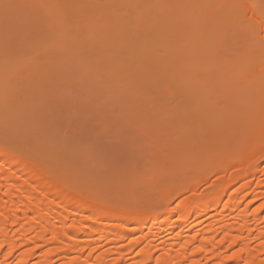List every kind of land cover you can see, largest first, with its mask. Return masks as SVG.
<instances>
[{
	"label": "rangeland",
	"instance_id": "obj_1",
	"mask_svg": "<svg viewBox=\"0 0 264 264\" xmlns=\"http://www.w3.org/2000/svg\"><path fill=\"white\" fill-rule=\"evenodd\" d=\"M200 1L190 0L186 7L181 8L179 0H92L89 6L92 18L100 14L108 18L122 15L119 19L123 21L121 24L125 22L123 30L128 27L122 33L126 48L111 45H107V48L101 42L106 37L99 34L94 38V43L92 38L89 39V29L85 27L67 29L72 36L69 39L65 37L66 43L60 47L59 23L65 19L44 7L46 0H0L1 149L9 153H25L45 168L59 170L62 175L65 174V178L68 177L69 182L72 181L76 190L78 187L82 191L88 190L85 192L92 194L97 201L104 202L105 198L119 208L135 201L152 211L175 212L182 197L174 198L175 195H172L173 198L169 199V196L182 190L184 184L195 176H206V173L213 174L211 179L217 180L213 166L202 169V172L189 169L194 160L203 161L209 150L208 155L212 150L216 152V159L226 150L238 160L245 154L248 128L254 118L250 111L257 105L252 107L249 103L256 88L251 80L249 83L237 71L238 76H235L234 70L231 71L232 76L227 71L232 66L239 67L237 61L241 53L264 50V39L261 38L264 36V0H255V4L247 2L246 6L250 4L251 8L240 12L230 9L232 5L236 7L238 0ZM209 7H214L215 12L210 21L203 13ZM136 8L142 9L144 20L141 21L138 14L133 12ZM224 12H228L229 16L221 15L227 22L222 26L220 14ZM251 12L259 16L252 25L249 20L253 14ZM230 13L234 16L230 17ZM182 14L187 16L186 19ZM201 14H204L203 18ZM190 15L196 19L197 26H203L199 28L202 35L204 31L211 33L212 30V36L217 38L206 52L210 55L206 61L211 67L215 65L214 68L218 64L225 65H221L224 70L221 76L226 77V73L231 76L228 86L230 90H236L227 93L229 96L223 95V88L219 90V86L218 96L217 92L213 96H216V100L211 98L212 93L209 97L210 86L205 83L206 80H202L204 84L199 81L201 78L198 82L185 83L178 78V68L183 64L191 74L199 73L195 69L200 57L192 51L195 46L192 45L191 50L194 55L187 52L181 61L179 47L182 42L180 46L176 45V38L173 37L176 34L174 31L181 29L183 35L180 30L178 35L183 37V43L190 38L192 26L185 24L188 18H192ZM181 16L184 19L178 18ZM216 16L218 22L214 20ZM179 19L185 23L181 21L177 25ZM232 21L235 26L231 24ZM209 22L215 23L211 26ZM139 26L150 29L155 43L143 42ZM199 40L200 37L196 38L194 44H199ZM161 44L164 47L174 44V51H171L172 46L169 51V48L163 51L165 48ZM145 49L153 50L152 55L156 54L152 56L150 64L144 65L142 57L144 51L147 52ZM115 51L121 54L118 60L105 59L106 53ZM168 54L173 56V60ZM216 54H223L224 61H217L219 57L216 58ZM245 54L246 59L254 62L249 58L252 54ZM247 62L240 66L243 71H254L255 65ZM141 66H147L146 70ZM217 74L220 76L221 73ZM203 86H206V92ZM200 91L204 95L196 100ZM208 97L216 101L215 106L212 105L214 103L209 104ZM234 101L241 103L237 106L247 114V118L240 122ZM233 129L236 131L230 138ZM211 157L214 161V155ZM188 161L191 163L188 164ZM179 163L185 166L180 169L177 167ZM262 165L264 167V162ZM234 166L226 171L225 178L231 176ZM204 183H193L199 185L196 188L198 193L208 190L207 183ZM194 198L191 197L189 202H193ZM111 224L114 221L105 228L113 230L111 228L117 227ZM135 236L137 238L138 234Z\"/></svg>",
	"mask_w": 264,
	"mask_h": 264
},
{
	"label": "bare ground",
	"instance_id": "obj_2",
	"mask_svg": "<svg viewBox=\"0 0 264 264\" xmlns=\"http://www.w3.org/2000/svg\"><path fill=\"white\" fill-rule=\"evenodd\" d=\"M179 1L182 4L181 8L186 7L188 2L190 3V0ZM91 2L92 0H85L84 2L83 0H46L44 7L46 6L49 11L56 12L65 19L59 23L58 38L60 39L59 43L61 42L60 47L66 43L65 37L66 39L71 38L72 35L68 34L69 29L85 27L89 29H87L89 31L88 36L89 39L92 38V42L95 43L94 38L101 34L106 37L101 41L103 42V46L106 44L104 47L111 45L110 47L115 46V48H118L119 46H124L126 48L127 43H125L126 40L122 36V33L128 29V25H126L127 29L123 30L125 22L121 24L123 21L119 19L122 15L108 18L100 14L92 18V15L89 13ZM247 2L254 3L255 0H238L237 4L239 5L237 6L236 4V7L232 5L230 9L231 11H244L250 5L248 4L247 7ZM214 7L206 8L208 10L203 12L204 14L206 13L205 16L208 19H212L213 15H215L213 11ZM225 9L227 11V8ZM131 10L125 14L128 15ZM133 10V12L138 14L141 21L144 20L141 8ZM184 10L182 12L185 13ZM189 11L191 12V10ZM228 12L220 14L221 23L223 22L222 26L227 23L222 16L228 15ZM251 13L249 20L252 25L258 21L259 16L254 12ZM204 14H201V17ZM231 15L232 13H230V17ZM182 16L184 18L187 17L185 14H182ZM182 16L178 18L182 19ZM190 16L192 17V15ZM216 18L217 16L214 20L218 22ZM181 21L183 20L178 21V23L176 22L177 25ZM195 21L194 16L188 18L186 23L183 21L186 25L192 26L191 36L184 43L182 41L183 37L178 35V30L181 32V29H176L177 32L174 31V34L176 33L178 37L175 36L176 34L172 36L176 38V45L180 46L179 43L182 42L179 47L181 61L184 60L187 52H190L189 55H191V52L195 51L198 57H200L196 61L198 63L195 62L196 65L198 64V68L200 67V69H195L199 73L191 74L183 64L181 68H178L180 73L178 78H180L179 80L182 79L185 83L197 81L199 78H201L199 81L206 80L207 82L205 81V83L210 86L208 88L209 97L211 96L210 93H212L211 98L216 92L218 96V92L222 88L223 95L231 94L229 92L235 90H230L231 87L228 86V79L232 78L233 73L231 74V71L233 70L235 76L241 74L242 77L244 76L249 80V83L250 80L253 82L256 88L253 93L254 97L250 99V101L252 100L250 103L247 102L252 107L257 104V107H253L252 111H250L252 118H254L253 123L248 128L249 135L247 134L248 137L246 139L248 147L245 154L238 160L233 157L232 152L226 150L223 151L222 156H218L216 159V152L214 153L212 150V153L210 152L208 155L209 150L206 151L208 153H205L207 156H203H206L203 161L199 159V161L194 160L189 169H199L202 172V169H209L213 166L217 180L211 179V175L213 174L206 173V176H204L205 174L203 173L204 175L195 176L196 178L191 179H195L192 183H190V180L188 184H184L183 188H181L182 190L176 191L177 193L175 192V194L169 196V199L173 198L172 195H175L174 198L176 196L182 197L176 208L177 210L174 212L164 210L152 211L132 200L130 203L127 201L129 205L125 204V206L120 208L115 207L114 203H110L104 197V202L97 201V199L92 197V194L85 192L88 190L82 191L80 187L76 190L71 184L72 181L69 182V179L67 180L68 177L66 176L67 178H65L63 176L65 174L62 175L59 170L47 169L42 166V163L25 153L21 154L18 151L9 153L1 149L0 146V264H264V167H262V163L264 162V50L259 53L251 50L246 54L241 53L240 56L243 59H246L243 56L244 54H252L249 58L254 59L255 64L252 61L251 63L249 59L243 60L240 58L237 61L240 64L239 67H237L238 65L234 67L231 65L230 71H227L231 76H228L225 71L227 78L222 77V71H224L222 70V66L225 65L216 64L217 67L214 68L215 65L211 67L207 63L209 54L206 52L209 51L208 48L216 42L214 40L217 38L212 36V30H210L211 33L203 30L202 35V32L200 33L202 29L199 28L203 26H197L198 23ZM204 22L206 23V19ZM205 23L204 26H206ZM212 23L215 22H209L208 25ZM231 24L234 25L235 23L232 21ZM139 27L143 35L141 37L145 40L143 42L155 43L150 29L148 27ZM262 30L264 31V24ZM181 34L183 35L182 32ZM108 35L109 37H107ZM199 37L201 38V41L199 40L200 43L196 45L198 43L196 42L194 44L196 38ZM261 38L264 39V36ZM157 40L159 41L158 38ZM157 40L156 42H158ZM192 45L195 46H193L194 50H192ZM166 46H163L165 48L163 51L167 50V48H169V51L170 47L172 46L173 48L174 44L169 47L166 44ZM152 51H144L145 53L142 57L144 65L145 63H151L152 56L156 54L152 55ZM171 51L173 52L174 48ZM116 52L106 53L104 55L105 59L109 61L118 60L120 52L119 54ZM218 54L215 56L216 58L219 57L217 61L223 60V54L221 56H218ZM171 58L173 60V56ZM245 62L247 64L251 63L253 66L255 65L254 69L251 65L254 71L250 69L251 71L244 72V69L240 66ZM146 67L143 68L146 70ZM215 71L216 74H213ZM236 71L238 74H236ZM217 72L221 73V77ZM203 81L202 84H204ZM205 87L203 86L202 88ZM205 90L206 88L203 91ZM240 90L243 89L241 88ZM168 91L170 92V90ZM203 91L197 93L196 97L194 96L196 100L204 95ZM223 92H226V94ZM232 95L235 94L232 93ZM209 97V104L214 103L212 105L215 106L216 101L213 100L216 96L213 97L214 99ZM235 102H233V105L237 106L241 104ZM240 108L239 106L235 108L239 122L247 115ZM2 112L0 101V114ZM234 129L233 132L231 131L232 133L230 132V138H233L235 134L234 131L236 130ZM208 144L209 146L211 145L210 143ZM208 148L210 149V147ZM205 149H207V146ZM212 155H214V161L212 160ZM162 159H164V156ZM183 163L186 164V162ZM189 163L191 162L188 161ZM235 164H240V166H236ZM179 166L180 163L177 167L182 169ZM232 166H234V169H232L231 176L229 175L230 178L228 176L227 179L225 178L226 171L230 170L229 168H232ZM215 178L213 177V179ZM194 182L199 185L204 182L207 183L208 190L206 189V192L198 193L196 188L199 185H193ZM191 197L194 198L193 202H189L191 201ZM173 212L175 215L177 214V218L175 219ZM112 221H114V224H111V226L115 225L117 229L111 228L113 230H110L109 228L108 230V228H105ZM156 229L158 232H154ZM137 234L138 237L136 238L135 235Z\"/></svg>",
	"mask_w": 264,
	"mask_h": 264
}]
</instances>
